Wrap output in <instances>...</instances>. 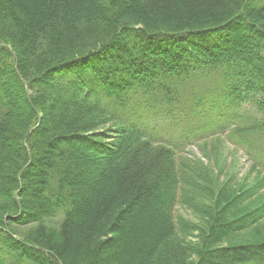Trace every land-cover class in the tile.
Wrapping results in <instances>:
<instances>
[{
	"label": "trees",
	"instance_id": "trees-1",
	"mask_svg": "<svg viewBox=\"0 0 264 264\" xmlns=\"http://www.w3.org/2000/svg\"><path fill=\"white\" fill-rule=\"evenodd\" d=\"M0 264H264V0H0Z\"/></svg>",
	"mask_w": 264,
	"mask_h": 264
},
{
	"label": "rangeland",
	"instance_id": "rangeland-1",
	"mask_svg": "<svg viewBox=\"0 0 264 264\" xmlns=\"http://www.w3.org/2000/svg\"><path fill=\"white\" fill-rule=\"evenodd\" d=\"M223 142V141H222ZM212 145H217V141L216 142H210ZM208 150H211V147L208 146L207 147ZM220 152H209L211 155L207 158L205 157V155H203V151L201 150V147H197L194 143H192L191 145H189L186 149H185V153L188 158H197L199 159L204 165H207L210 167V170L212 171V175H217V168L215 167V160H214V153H218L220 156V159L222 161V163L227 167V168H231V162L232 159L235 161V166H234V170L235 172L239 173V175H242L243 173L246 172L247 168H248V161L245 158V156L243 155L242 152H236L234 151V148L232 146V144L230 143H222L220 145V148L218 147ZM230 170V169H229ZM176 213L175 214H180L183 217L186 216V218L191 219L192 218V214L191 211L189 209H187L186 207H176Z\"/></svg>",
	"mask_w": 264,
	"mask_h": 264
}]
</instances>
